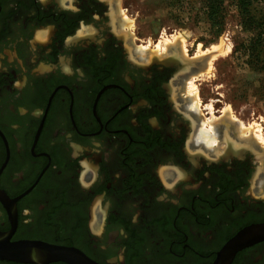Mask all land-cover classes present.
Masks as SVG:
<instances>
[{"label": "flooded vegetation", "instance_id": "af4514ba", "mask_svg": "<svg viewBox=\"0 0 264 264\" xmlns=\"http://www.w3.org/2000/svg\"><path fill=\"white\" fill-rule=\"evenodd\" d=\"M108 5L0 0V230L14 214L13 239L100 264H213L264 222L256 153L228 136L221 152L194 145L197 119L172 87L191 70L131 59ZM229 264H264V239Z\"/></svg>", "mask_w": 264, "mask_h": 264}, {"label": "rangeland", "instance_id": "374dc122", "mask_svg": "<svg viewBox=\"0 0 264 264\" xmlns=\"http://www.w3.org/2000/svg\"><path fill=\"white\" fill-rule=\"evenodd\" d=\"M107 1L108 22L131 59L143 64L176 59L182 64L179 73L191 70L172 87L178 89L174 99H182L185 111L197 119L192 143L206 153L221 152L223 129L240 148H251L258 168L251 190L258 186L264 194V140L259 137L264 138V42L263 60L255 65V33L243 28L235 1L225 0L212 21L202 0ZM257 2L264 12V0ZM92 226L100 231L101 223Z\"/></svg>", "mask_w": 264, "mask_h": 264}, {"label": "water", "instance_id": "95a60500", "mask_svg": "<svg viewBox=\"0 0 264 264\" xmlns=\"http://www.w3.org/2000/svg\"><path fill=\"white\" fill-rule=\"evenodd\" d=\"M14 209H10V213ZM12 229L0 230V260L22 263L49 264L62 261L67 264H100L81 249L36 239L12 238L16 220L12 214ZM264 239V222L248 225L239 230L217 253L213 264H229L235 253Z\"/></svg>", "mask_w": 264, "mask_h": 264}, {"label": "trees", "instance_id": "16d2710c", "mask_svg": "<svg viewBox=\"0 0 264 264\" xmlns=\"http://www.w3.org/2000/svg\"><path fill=\"white\" fill-rule=\"evenodd\" d=\"M206 14L212 21L224 9L225 0H202ZM241 17V22L245 31L255 33L251 40L253 41L252 50L256 54L254 63L258 65L263 59L261 46L264 42V12L258 8L257 0H234Z\"/></svg>", "mask_w": 264, "mask_h": 264}, {"label": "bare ground", "instance_id": "6f19581e", "mask_svg": "<svg viewBox=\"0 0 264 264\" xmlns=\"http://www.w3.org/2000/svg\"><path fill=\"white\" fill-rule=\"evenodd\" d=\"M207 51V50H206ZM213 51H217V49H216V47H214L213 49H212V52ZM204 53H205V51H204ZM190 88H191V92L193 91V90H195L196 88H195V85H193V84H191V86H190ZM225 129H227V128H225ZM259 137H260V139L263 141L264 140V138L262 137V136H260L259 135ZM258 137V138H259ZM224 139H223V142L226 144V141H228V142H231L230 140H227V135L226 134H224V137H223ZM228 139H229V137H228ZM237 143V142H236ZM239 144V143H238ZM240 144H242V143H240ZM237 145V144H236ZM247 145V144H246ZM251 145V144H250ZM257 151V150H256ZM258 153H260L259 151H258Z\"/></svg>", "mask_w": 264, "mask_h": 264}]
</instances>
